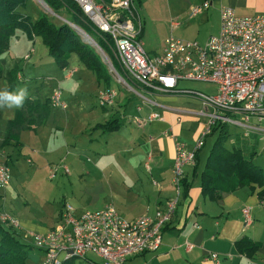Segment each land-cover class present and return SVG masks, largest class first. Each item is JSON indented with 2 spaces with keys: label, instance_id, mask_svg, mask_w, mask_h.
Masks as SVG:
<instances>
[{
  "label": "crops",
  "instance_id": "crops-1",
  "mask_svg": "<svg viewBox=\"0 0 264 264\" xmlns=\"http://www.w3.org/2000/svg\"><path fill=\"white\" fill-rule=\"evenodd\" d=\"M206 1L210 3L207 9L195 17L189 16L192 7L202 5ZM132 2L138 11L142 25L139 39L143 50L148 56L150 55L149 57L161 53L166 38L161 40L157 47L149 45L144 40L145 30L140 15H143L146 9L158 14L165 22L164 25L167 29H170V18L178 20L179 26L172 33L175 32L178 40L195 42L198 45L211 37L218 36L219 23L218 28L211 33L207 40H201L199 36L191 38L186 36V33L194 28L198 32L199 25L208 18H216L220 22V10L224 7L231 9L235 16L240 18L264 15V0H132ZM78 36L80 35L78 34ZM13 38L17 41L10 45ZM13 38L10 40L8 51L5 52L10 59L13 61L20 57L25 62L32 59L35 54L37 38L28 40L24 35L22 37H15L14 35ZM28 44L31 46L29 47ZM46 53L47 57L50 58L47 49ZM28 54H30L29 59L25 60V56ZM31 54H33L32 57ZM73 57L78 60L76 55H71L65 69H61L53 61L64 74V82L73 86L75 83L83 84L85 82L84 85L89 83L95 87L96 96L107 88L108 90H116L119 95L116 103L111 107L102 108L99 106L101 112L92 110L94 119L87 124H81L78 132L72 133L76 140L73 145L71 141L64 138V135L65 130L72 129V125L68 124V117L73 116L77 109L68 110L66 106V109L62 110L63 113L60 114L62 119L59 120L55 119L54 114L49 113L51 108L49 102L47 108L40 106L30 112L28 117L30 124L27 125V128H21L12 137H8L9 124L15 119L16 112L20 110V108H15L13 116H9L5 120L3 133L0 132V156H2L3 161L8 163V161H13L15 153L19 155L26 151L30 158L27 159L25 156V161L29 165L33 164V160L42 161L44 156L50 158L56 156L55 158L60 163L64 155L67 156L66 158L72 156L70 163L72 162L73 167L75 162L79 161V157L84 154L106 157L99 161L105 164L101 166L94 164L93 173L88 172L90 175H87L88 178L92 176L90 183L84 186L88 205L93 206V208L91 210L73 208L76 215L83 212H97L110 205L122 219L127 221L135 220L143 215L153 217L157 211L165 209V204L173 199L174 194L176 196L175 189L174 191L172 189L174 188L172 169L175 158V139L184 143L188 151H192L205 127L207 117L201 115L203 109L197 100L195 102V99L194 102H191L173 95L160 96L157 98H160L161 109L155 112L160 116V120L139 129L132 123V118H145L150 112L137 105L134 108H129L131 102L126 99L124 94L127 92L117 84L110 74L107 64L100 58L108 74L107 80H110L104 82L88 70L82 62V65H70ZM1 63L0 60V66ZM27 64H24L25 68ZM17 65L2 76L1 79L7 81V84L9 78L12 79L13 84L29 79L25 74L26 70L20 69ZM88 71L93 74L94 80ZM111 83L115 84L111 85ZM181 83L178 84V87L186 88L181 87ZM195 84L199 83L195 82ZM27 99L41 105L49 101L48 98L42 102L38 98ZM138 108H140L139 112ZM4 111L6 110L0 111V118ZM78 111H80L79 116L83 117L91 114L90 107H86L83 112L80 109ZM40 115L41 118L38 121ZM50 120L53 121V124L50 123ZM91 129L94 131L88 135L87 132ZM53 130L59 132L64 139L60 140ZM215 135L214 133L210 137ZM242 136L240 138H244V140L241 139V145L232 147L241 152L250 148L254 149L256 142L252 144L245 138L248 136H245L244 133ZM57 142L58 146L52 147V143ZM205 145L206 142L204 141L203 147L197 151L198 166ZM256 146L259 147L260 144L257 143ZM7 148L12 149V152L7 153ZM260 149L261 154L264 155V145ZM13 152L14 154H12ZM253 153L252 151L248 155ZM45 161L49 165V161ZM6 162H4L5 165H7ZM64 169H61L62 173H64ZM183 170V178L190 185V188L187 193L180 194L173 218L170 223L162 227L159 248L154 252L129 257L126 264H215L209 259L211 254L217 255L218 264H264V200L259 199L258 192L260 189L256 186L253 188L241 187L233 192H222L219 194V198L213 200L202 195L199 170L197 169L194 173L193 166H186ZM100 197L111 200L108 203L98 205ZM65 204L67 203L63 201L54 225L35 227L36 224L23 223V227L32 231L35 227L41 235L46 234L58 225ZM246 208L249 209L250 218V223L247 226L242 213V210ZM15 232L18 240L31 246L26 241L29 237L23 238L17 231ZM245 241L250 244L243 246L242 252L237 244ZM251 247H254L253 252H244L245 249ZM34 250L42 254L43 261V251L33 248L30 253ZM88 256L89 254L81 259L82 264H101L100 259L96 256H94L96 261L89 259ZM42 261L41 263H43Z\"/></svg>",
  "mask_w": 264,
  "mask_h": 264
},
{
  "label": "built area",
  "instance_id": "built-area-1",
  "mask_svg": "<svg viewBox=\"0 0 264 264\" xmlns=\"http://www.w3.org/2000/svg\"><path fill=\"white\" fill-rule=\"evenodd\" d=\"M71 1L80 9L84 24L91 27L92 32L110 37V50L117 67L84 30L67 21L64 23L80 37L85 35L90 40V43L84 41L100 53L119 86L152 109L161 108L156 101L160 96L195 99L203 109L201 115L207 117L192 151L175 139L172 185L176 196L165 204L163 211H157L153 217L143 215L127 221L110 205L97 212L76 215L73 207L65 204L56 227L41 236H27L34 240V247L43 251L42 264H62L71 258L83 259L87 254L96 256L101 264H126L129 257L159 248L161 229L170 223L177 208L183 168L194 166L195 154L214 126L233 125L243 129L245 136L256 135L264 140V15L240 18L231 9L222 8L219 34L209 38L203 47L175 39L172 31L179 26V21L171 20L170 36L164 41L161 53L149 57L139 39L142 25L132 0ZM209 5L206 1L192 7L189 16L201 14ZM49 12L55 16L51 10ZM29 56L26 55L25 60ZM180 82L214 85L216 92L210 95L182 89L178 87ZM118 96L115 90H104L98 96V104L102 108L111 107ZM49 102L53 108L66 109L60 90L54 91ZM137 110L139 112L140 108ZM156 120H160V116L150 112L145 118H132V123L142 129ZM64 171L68 173L67 169ZM51 174L53 177L54 173ZM9 180L8 167L0 165V188L7 187ZM242 213L247 226L249 209H243ZM0 224L19 228V224L1 212ZM209 259L218 264L216 254H211Z\"/></svg>",
  "mask_w": 264,
  "mask_h": 264
},
{
  "label": "rangeland",
  "instance_id": "rangeland-1",
  "mask_svg": "<svg viewBox=\"0 0 264 264\" xmlns=\"http://www.w3.org/2000/svg\"><path fill=\"white\" fill-rule=\"evenodd\" d=\"M34 1L38 4H36ZM34 1L29 0V2L25 6L18 8L17 11L22 15L28 16L33 22L38 18V16L43 14L46 17H48L49 20L55 25L65 24L64 21L75 24L72 15H70L69 12L64 10H60V11L51 10L52 14L57 16L55 17L50 14L49 12L50 9L49 10L45 9L41 6L42 5L41 3L37 2L36 0ZM140 16L145 30L144 40H146L149 43V45L157 47L161 40H163L164 38L167 39L170 36L169 33L170 29L169 28L167 29L165 27L164 25L165 22L158 14L154 12H150L149 9H146V12H144V14L143 15L141 14ZM171 20L174 19L170 18V21ZM218 23L220 26V22L218 21V19L208 18L199 25L200 29L198 32L197 29L194 28L190 32L186 33V36L191 38H195L199 36L201 40H207L209 36H211V33L218 28ZM77 26L82 30H84L86 34L91 36L92 33L88 31L83 24L78 23ZM14 35L15 37L16 36L22 37L19 31H15ZM172 36L176 39L178 38L175 32L174 34L172 33ZM79 40L82 44L84 42L85 45L90 46L80 36H79ZM14 41L16 42L17 40L13 38L10 45L14 43ZM205 42L206 41H204V43ZM204 43H200L201 47L204 46ZM28 45L29 47L31 46V44ZM18 50H20L19 47ZM95 52L97 53L98 57L102 59L100 53L97 50H95ZM106 54L110 58H112V54L110 52H107ZM32 55L33 54H31V57ZM0 60L2 61L1 66L3 69V76L6 72H8V70H10L11 68H13V66H16L18 64L17 67H19L22 70L25 69L26 70L25 74L29 78V79H24L23 81L15 82L14 87L11 91L17 90L21 87H26L28 90L27 98H38L39 101L42 102L47 98L48 100H50L54 91L60 90L61 100L67 106V109L68 110L77 109L74 112L73 116L68 117V121H69L68 124L72 125V129H68L67 131L65 130V135H64V138L71 141L72 145L76 141L72 133L78 132V130L81 127V124H87L88 122L94 119V116L92 115L94 114V112H92V110L101 112L98 104L99 95L98 96L95 95V87L94 86L92 87L89 83L84 85L85 82H83V84L75 83L74 86L65 83L64 74L55 65L53 60L47 57L46 48L42 44L41 39L37 38L35 54L33 55L32 59H29L28 62L23 61V59L20 57H17L16 60L12 61L7 53L2 54L0 56ZM24 64H27L26 68ZM74 64L82 65L80 61H78L75 57H73L70 61V65H74ZM113 65L115 68L117 67L114 61H113ZM88 74L91 75L92 79L94 80L93 74L89 71ZM113 84L115 83H111V85ZM7 85H8L7 81L5 82L4 79L0 80V90L7 88ZM180 86L186 87L182 89L198 91L210 95L215 94L216 92V86L214 85H206V84L204 85L200 83L195 84V82H184V83L182 82ZM77 88H79L78 91ZM124 94L126 96V99H129L131 102L129 104V108H134V106L137 105L143 110L147 109L151 113L153 112L155 113L161 109V108L152 109L147 107L133 93L127 92ZM177 97H179L180 99L194 102V99L188 97H184V96H177ZM159 99L160 98H156V101L161 104ZM86 107H90L91 114L85 117L79 116L80 111H78V109H80L81 112H83V110H85ZM1 110H6L3 112V116L0 118V123H1L0 132L3 133V130L5 128V120H7L9 116L11 117L13 116V112L15 108L13 109L0 108V111ZM49 113L54 114L55 119H59V120L62 119V116H60V114L63 113L61 109L51 107ZM50 123L53 124V121L50 120ZM93 131L94 130L91 129L90 131L87 132V134L88 135L92 134ZM226 131H227V136L224 140V146L227 150H232V149L234 150L232 146L237 147V145H241L242 143L241 139L244 140V138H240L243 137L242 135L244 131L243 129L235 127L233 125H228ZM53 132L54 134H56L57 137H59L60 140L64 139L59 132H56L55 130H53ZM216 137H217L216 135L213 137L209 136L205 140L206 145L203 149L204 151L202 153L199 166L197 168L200 173L205 168L208 154L213 146ZM245 138L248 141H250L252 144H254L255 142L256 143L254 149L251 148L246 149L245 152H242V154L248 156V154L253 151L255 153V156L253 157L254 165L264 170V155H262L260 151L261 150L260 148H262V145H264V140H261L259 136H254V135H250ZM257 143L260 144L259 147L256 146ZM57 146H58V142L52 143V147L56 148ZM6 152L11 153L12 149L7 148ZM205 152L208 153L205 155L204 154ZM25 153L26 151H24L22 154L19 155H16L15 153V157L13 161L12 162L8 161V163L6 161H3L2 156H0V164H5L4 162H6L7 163L6 166L8 167V170L10 172V180L8 186L5 187L4 189L0 188L1 214L8 216L14 222L19 224V228H15V231H17V233H19L23 238L25 236H31L30 234H33L35 236H41V233H39V230L35 227L54 225V223H56L57 213L58 211L59 213L61 211L60 209L62 207L63 201H65V203L69 204L74 209L91 210V208H93V206L88 205L87 202L88 197L86 195V192L84 191V186H87L90 183V178L92 176L88 178L87 175L88 176L90 175L88 174V172L93 173L95 167L94 164H96L97 166H101L105 164V163H100L99 161L106 157H99L92 154H86V155L84 154L79 157L78 159L79 161L75 162V166L73 167L72 162L70 163V161L72 160L70 157L72 156L66 158L67 156L64 155L61 163L57 160V158H55L56 156L51 158L44 156L42 158V161L33 160V164L29 165L25 161V156H27V159L30 157L28 153L26 154ZM12 154H14V152ZM45 160L49 161V165H47ZM104 162L107 163V161ZM36 166L38 169L36 168ZM64 168H67L69 171L67 174L64 171L66 175L62 173V170ZM51 173H54L53 178H51L52 177ZM172 189L174 191V188ZM173 198H175V194ZM110 200H111L110 198L100 197V201L98 205H101L103 203H108L110 202ZM23 223H33L36 224L37 226L33 227V231H32L23 227ZM26 241L30 243V245L33 248H36L34 247L35 242L34 240H32V238H28ZM42 258H43L42 254L34 250L30 253V258L28 261L29 264H40ZM88 258L96 261V258L94 257L93 254H89ZM60 259H63V256H61ZM68 262L73 264L83 263V261L80 258H71Z\"/></svg>",
  "mask_w": 264,
  "mask_h": 264
},
{
  "label": "trees",
  "instance_id": "trees-1",
  "mask_svg": "<svg viewBox=\"0 0 264 264\" xmlns=\"http://www.w3.org/2000/svg\"><path fill=\"white\" fill-rule=\"evenodd\" d=\"M50 10H64L72 15L75 25L81 23L90 31L91 38L105 52H110L112 47L111 39L107 35L92 32L91 27L85 25V18L77 5L71 0H42ZM29 0H0V56L8 51L10 40L14 37V32L19 31L28 40L40 38L48 51V55L61 68L65 69L71 55H76L83 65L94 73L99 79L108 82L107 73L95 50L81 43L76 31L66 24L55 25L45 15H40L33 22L28 16L20 14L17 10L25 6ZM74 24V23H73ZM86 30V31H87ZM111 61L115 62L113 56ZM116 63V62H115ZM2 68L0 66V79L2 78ZM8 90L14 87L12 79L9 78ZM107 86V85H105ZM108 90V89H106ZM48 102V103H47ZM49 101L44 104L26 99L23 107L16 112L15 119L9 124L8 137H12L21 128H27L30 124L28 120L32 110L43 107L47 108ZM42 115V114H41ZM38 116V121L41 118ZM227 127L216 125L211 134H216V139L208 154L204 170L200 173L199 181L202 195L210 199L219 198L222 192H233L241 187L256 186L260 189L259 199L264 200V170L255 166L253 157L255 153L243 155L238 149L227 150L224 140L227 136ZM208 136V137H209ZM195 154L194 173L197 171L198 157ZM182 178L181 194L188 192L190 185ZM248 241L239 242L237 245L243 252V246H248ZM254 247L244 250L246 253L253 252ZM33 248L22 243L17 238L15 229L7 225L0 224V264H28V257ZM40 251V250H39ZM70 260V259H69ZM65 260L62 264H71Z\"/></svg>",
  "mask_w": 264,
  "mask_h": 264
},
{
  "label": "clouds",
  "instance_id": "clouds-1",
  "mask_svg": "<svg viewBox=\"0 0 264 264\" xmlns=\"http://www.w3.org/2000/svg\"><path fill=\"white\" fill-rule=\"evenodd\" d=\"M28 97L26 87H21L14 91H9L7 88L0 90V108H21Z\"/></svg>",
  "mask_w": 264,
  "mask_h": 264
},
{
  "label": "bare ground",
  "instance_id": "bare-ground-1",
  "mask_svg": "<svg viewBox=\"0 0 264 264\" xmlns=\"http://www.w3.org/2000/svg\"><path fill=\"white\" fill-rule=\"evenodd\" d=\"M36 1L41 3L40 0H36ZM82 37L87 43H90V40L85 35H82Z\"/></svg>",
  "mask_w": 264,
  "mask_h": 264
},
{
  "label": "water",
  "instance_id": "water-1",
  "mask_svg": "<svg viewBox=\"0 0 264 264\" xmlns=\"http://www.w3.org/2000/svg\"><path fill=\"white\" fill-rule=\"evenodd\" d=\"M42 3H44L42 0H40ZM44 5L46 6V4L44 3ZM47 7V6H46Z\"/></svg>",
  "mask_w": 264,
  "mask_h": 264
}]
</instances>
